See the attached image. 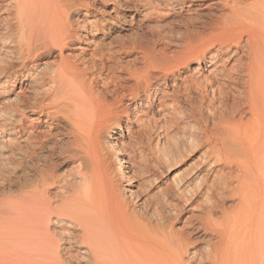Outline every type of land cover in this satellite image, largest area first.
<instances>
[{
  "label": "bare ground",
  "instance_id": "6f19581e",
  "mask_svg": "<svg viewBox=\"0 0 264 264\" xmlns=\"http://www.w3.org/2000/svg\"><path fill=\"white\" fill-rule=\"evenodd\" d=\"M137 21L145 40L105 44ZM190 65L204 81L180 78ZM151 94L157 118L204 107L215 132L201 182L166 184L141 210L116 135L127 100L151 125ZM165 151L128 157L136 177ZM0 264H264V0H0Z\"/></svg>",
  "mask_w": 264,
  "mask_h": 264
},
{
  "label": "rangeland",
  "instance_id": "374dc122",
  "mask_svg": "<svg viewBox=\"0 0 264 264\" xmlns=\"http://www.w3.org/2000/svg\"><path fill=\"white\" fill-rule=\"evenodd\" d=\"M126 20H128V19H126ZM138 20H140V19L138 18ZM137 23L138 24L140 23L139 24L140 28L136 24L127 23L123 26V27H126L124 30H121L118 32L114 31V30L110 31V34H108L104 40L105 44H108V42H113L114 45H117L118 42H120L121 38H122V40L124 38H127V35L130 33V30H135L136 31L135 33H137V36L138 37L140 36L139 38H141V39L143 38V40H145L144 36L148 35V31H147L148 29L146 27L147 25L145 26V23H143V21H140V22L137 21ZM150 26H152V25H150ZM138 33H139V35H138ZM115 35L118 37H115ZM115 39H118V41ZM115 41H116V44H115ZM124 41H125V39H124ZM85 50H89V48L87 47V48H85ZM74 51L76 53H78L79 49H75ZM133 56H134V54H131V53L128 54V56H124L123 57V60H124L123 63L126 64V62H129L131 60V57H133ZM206 70H207L206 67L202 68V69H198V68H194V65H190L187 69H185L181 73L180 78H182V77L183 78L184 77H186V78L195 77L196 79L200 78V79H198L200 81H204L203 78L207 73ZM180 78L179 79H173V80L169 81V82H171L170 84H172L173 81L175 82L173 84L176 85L175 89H177V90L179 88H181V85H182ZM171 88L173 89V86H171ZM155 94L156 93H153L154 96L151 94L150 95L151 98L147 99L146 102L144 101V107L142 108L143 109L142 111L149 112V113H145V114H148L150 120L152 121L151 125H150L151 127L147 126L148 128H146V129H143V128L138 129L137 128V122L138 121H136V120L138 119L137 117L144 116L142 112L137 113V116L136 115L134 116L135 113L133 115H132V113H130V115H129L130 117L125 116V115L129 114L128 110L130 111V108L136 102H138L139 98L134 99L132 101L127 100L126 102L129 104L127 111L124 114L123 113L121 114L123 127H121V129L118 131V134L116 135L117 143L121 144V145H119V146H121V151H119L120 153H118V155H117L119 160H120V161L118 160V163L123 162L124 168L123 167L122 168L124 169L125 172H127V173H125V175L127 174L128 177L133 176V179H134V181H132L133 184L128 185L126 187V193L129 194V192H132V197L134 199H136L135 200L136 206L141 210H142V208L146 209V207H144L145 206L144 204H147V206H148V200L150 197L149 198H147V197L153 196L154 194H157V193H160L159 191L166 184H171L172 186L173 185L179 186L186 179L187 180L190 179V180L195 181L193 178L194 174L196 172H198V169L202 170V162L206 158H208V155H209L208 149L210 148V146L212 145V143L214 141V134L213 133L215 132V129H214L215 126L213 123L214 122V119H213L214 116L212 113H210V112L208 113L207 110L203 107L206 111L203 108L201 109L200 112H196V113L195 112L194 113H188L186 111L185 113H182V115L177 119L176 124L172 120H171V122L168 123L167 122L168 118H165V116H164V118L158 117L159 118L158 119L157 115H156L157 113L156 114L150 113L156 104V103H154L155 99H152V96L155 97ZM158 96L159 95H157V97ZM190 96H191V98H192L191 100L193 102L199 103L198 102L199 101V95L197 92L193 91L190 94ZM179 99H178V101H180V100L181 101L180 102L177 101L176 105H174L175 108L177 106L176 109L182 108L183 110H185V109L187 110V108L191 106L190 101H188L186 99H184L185 101L183 99H180V100ZM171 117H173V116H171ZM190 117H192V118H190ZM186 120H187V122H186ZM182 123H183V125H182ZM195 127H196V129H195ZM212 127L214 130H212ZM176 129H178V130H176ZM167 137H169L170 139ZM146 141H148V142H146ZM131 145H132V148L130 147ZM153 151H155V152H153ZM163 151H165L164 153L168 152V154H170V155H172L176 152V156L174 154L175 157L172 156L174 159L172 157H170L171 159L169 158V160H167L165 163L164 162L160 163L159 168H156L158 170L154 169L155 171L153 170V172H151L150 175L148 174L147 176H143L140 178H139V176L136 177V175H135L136 169L134 166L135 163L133 165H131L132 163L128 162V157H129V159L134 158V160L137 162L140 155L144 154V155H148V157L146 156V158L147 159L149 158V160L151 158L150 161H152L156 157L161 156ZM160 153H161V155H159ZM154 156H155V158H154ZM204 157H206V158L204 159ZM111 163H113V166H115L116 164L118 165V163H116V161H114L113 158L111 160ZM195 182L200 183L201 179H198ZM145 183H147V184H145ZM125 184H127V182L123 181V185H125ZM142 184L146 186V188L144 189V191L146 190L145 192L140 188L142 186ZM193 184H195V183L193 182ZM139 185H140V187H139ZM193 187H194V185H193ZM173 202H176V201H174V200L171 201V203H173ZM166 209L168 210V208H166ZM187 215L188 214L184 213L183 215L180 216L181 218L179 220H177V222H175L174 227H176L177 230L185 227L184 224H182V223H184L183 222L184 217ZM199 233H200V231H199ZM199 233H194L192 236L195 238L200 237L199 242L197 243V246L199 248L200 247L204 248L203 245L205 244V239H204L205 236L204 235L199 236Z\"/></svg>",
  "mask_w": 264,
  "mask_h": 264
}]
</instances>
